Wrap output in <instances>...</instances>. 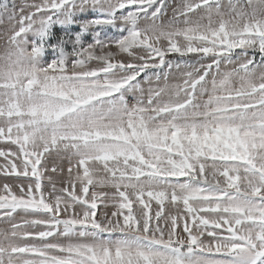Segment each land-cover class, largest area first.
<instances>
[{
    "label": "snow or ice",
    "instance_id": "1",
    "mask_svg": "<svg viewBox=\"0 0 264 264\" xmlns=\"http://www.w3.org/2000/svg\"><path fill=\"white\" fill-rule=\"evenodd\" d=\"M5 21L0 264H264V0H0Z\"/></svg>",
    "mask_w": 264,
    "mask_h": 264
},
{
    "label": "rangeland",
    "instance_id": "2",
    "mask_svg": "<svg viewBox=\"0 0 264 264\" xmlns=\"http://www.w3.org/2000/svg\"><path fill=\"white\" fill-rule=\"evenodd\" d=\"M11 2H12V0H9V3H10V4H11ZM28 2L31 3V2H33V0H28ZM36 2H39V0H36ZM174 2H175V0H174ZM16 3H17V5L19 6V5L22 3V0H16ZM225 3H226V0H225ZM92 15H93V14H89V17H88V18H90ZM170 15H171V10H169V16H170ZM166 19H167V17H166ZM7 27H8V25H7V21H5L4 24H0V36H3V35H4L5 30H6ZM73 30H74V31L76 30V27H75V26H73ZM108 31H109V34H115V33H114V30H112V29H109ZM53 32H54L55 34L59 35L60 32H61V29L59 28V26H54V28H53ZM29 39L31 40L32 37H29ZM89 40H90V37H87V38H86V41H89ZM68 50L71 51V46H70V45L68 46ZM112 50L115 51L114 48H113ZM4 51H5V39H0V56H2V55L4 54ZM48 55H50V52H49ZM170 58H172V57H170ZM257 58H259L258 54H257ZM117 59H118V60H119V59H126V57L123 56V55H121V56H118ZM95 66H98L96 62H93L92 65H90V67H95ZM222 70H223V66H222ZM141 79H143V78L141 77ZM147 87H148V86L145 85V88H147ZM6 147H7V145L0 144V148H6ZM2 162H3V161L0 160V163H2ZM54 164L57 165L58 167H63V168L65 169V172L61 173V174L58 175V176H57L56 174H53V173H48V174H49V175H53L54 178L58 181V183H57V188H63V187L65 186V185H64V180L67 178V173H66V169H67V160H61V159L57 158V157L55 156V154H53V155L50 156L49 159H48V166H49V168H51ZM3 182H4V181H3V178L0 177V183H3ZM8 183H10V184H14L15 181H13V180H9ZM46 183H47V182H46ZM47 190H48V189H46V191H47ZM96 190H97V191L108 192V193H110V194L114 192V189H111V188L96 189ZM112 203H114V202H110V206L107 207V208H105V207L103 206V204L101 203L100 206H99L98 209H97V211H98V216H102L103 213H105V212H107V213L110 215L113 211H115L116 208L112 206ZM135 207H136V206L134 205V209H135ZM155 210H156V205H155L154 202H153V211H155ZM19 219H20V216L17 215V220L19 221ZM0 227H6V225L0 223Z\"/></svg>",
    "mask_w": 264,
    "mask_h": 264
}]
</instances>
